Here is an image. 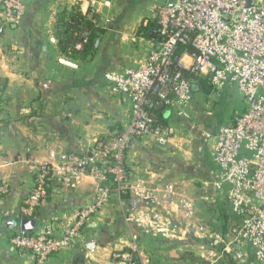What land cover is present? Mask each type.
Masks as SVG:
<instances>
[{
    "label": "crops",
    "instance_id": "0c3cea01",
    "mask_svg": "<svg viewBox=\"0 0 264 264\" xmlns=\"http://www.w3.org/2000/svg\"><path fill=\"white\" fill-rule=\"evenodd\" d=\"M24 1L25 14L0 26V264H126L127 257L143 264H259L249 247L237 243L239 222L226 186L215 185V138L204 132L192 137L183 117L166 108L170 144L144 138L129 146L126 161L135 188L111 195L81 243L46 261L11 245L36 183L35 166L90 154L100 139L129 123L131 103L113 94L104 76L146 62L154 43L142 30L157 21L163 3L99 0L95 15L103 34L94 54L83 60L61 53L55 28L57 14L78 0ZM97 187L90 177L68 188L53 185L36 214L35 231L61 236L77 210L94 204ZM147 192L156 201L140 199L134 209L131 202Z\"/></svg>",
    "mask_w": 264,
    "mask_h": 264
},
{
    "label": "built area",
    "instance_id": "2783aa9c",
    "mask_svg": "<svg viewBox=\"0 0 264 264\" xmlns=\"http://www.w3.org/2000/svg\"><path fill=\"white\" fill-rule=\"evenodd\" d=\"M163 0L152 31L154 49L145 63L124 73H106L111 92L131 103L127 126L100 139L90 154L71 153L59 163L35 166L36 183L21 209L22 218H35L53 185L70 187L81 177L93 178L97 198L93 205L77 210L62 235L18 231L11 245L39 261L59 255L81 243L89 221L110 201L113 193L127 194L130 184L126 152L132 138H153L167 147L170 126H161L151 109H171L183 118L194 101L193 83L186 73L215 88L236 85L244 97L245 111L223 125L215 136L212 162L218 169L216 187L226 186V197L238 219L237 243L251 249L264 264V0ZM83 4L87 5L83 12ZM99 0H78L83 15L93 19ZM26 11L24 0H0V26H9ZM86 40L76 46L81 50ZM187 60H190L188 63ZM134 141V142H135ZM169 188L166 198L171 193ZM141 200L156 201L151 193ZM126 264H143L131 257Z\"/></svg>",
    "mask_w": 264,
    "mask_h": 264
},
{
    "label": "trees",
    "instance_id": "16d2710c",
    "mask_svg": "<svg viewBox=\"0 0 264 264\" xmlns=\"http://www.w3.org/2000/svg\"><path fill=\"white\" fill-rule=\"evenodd\" d=\"M158 27L157 21L148 27H143V34L148 39H153L152 31ZM56 36L61 53L68 58L87 59L96 51V43L103 34L99 20L96 15L93 19L83 15L79 6H74L71 9L60 11L56 16L55 22ZM86 40L81 50H77L76 46L82 40ZM186 75L194 80L193 93L195 95L198 88L209 86L206 82L201 81L194 74L186 73ZM210 88H213L209 86ZM209 88V89H210ZM151 114L161 126H169L162 112V109L154 107L151 109ZM126 152V160H127ZM132 176V175H131Z\"/></svg>",
    "mask_w": 264,
    "mask_h": 264
},
{
    "label": "rangeland",
    "instance_id": "374dc122",
    "mask_svg": "<svg viewBox=\"0 0 264 264\" xmlns=\"http://www.w3.org/2000/svg\"><path fill=\"white\" fill-rule=\"evenodd\" d=\"M209 88L195 87L194 101L186 110L188 117L183 118V128H187L192 137H201L203 132L213 134L246 109L238 86Z\"/></svg>",
    "mask_w": 264,
    "mask_h": 264
},
{
    "label": "water",
    "instance_id": "95a60500",
    "mask_svg": "<svg viewBox=\"0 0 264 264\" xmlns=\"http://www.w3.org/2000/svg\"><path fill=\"white\" fill-rule=\"evenodd\" d=\"M173 4V0H171L169 2V6H171ZM99 43V41H98ZM66 66H69V67H72L71 64L69 63H65ZM160 109H163L164 108V105L161 104L159 106ZM135 141L134 138H132L130 140V143H129V146ZM39 225L38 223V220H36L35 218H22L21 222H20V228H21V231L22 232H25V233H29V234H32L34 231H35V228ZM47 234V232H45ZM74 243H72L73 245Z\"/></svg>",
    "mask_w": 264,
    "mask_h": 264
}]
</instances>
